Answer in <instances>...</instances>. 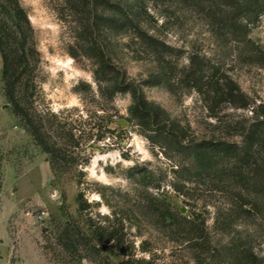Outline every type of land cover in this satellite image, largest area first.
<instances>
[{
	"label": "rangeland",
	"instance_id": "obj_1",
	"mask_svg": "<svg viewBox=\"0 0 264 264\" xmlns=\"http://www.w3.org/2000/svg\"><path fill=\"white\" fill-rule=\"evenodd\" d=\"M85 1L90 7L78 13L64 0H21L41 57L36 105L75 128L79 146L66 153L73 163L54 172L13 115L0 57V264H117L125 256L93 236L94 228L105 225L124 230V252L137 261L230 264L228 250L239 246L264 264V197L248 196L233 181L240 166L233 156H218L208 175L186 147L211 142L250 150V134L264 110V57H258L264 14L244 21L249 34L242 39L218 31L206 6L192 0H140V25L162 44L157 54L133 34L89 27L92 18L109 12L89 10L101 0ZM97 48L114 72H125L145 100L164 112L166 125L159 128L181 132L184 143L157 139L156 132L144 135L128 121L130 92L116 93L111 104L101 98L94 79ZM160 62L168 67L166 81ZM196 67L198 81H187ZM259 133L264 140V131ZM250 152L251 163L263 166L264 147ZM79 192L89 204L83 214ZM248 200L256 207L251 215L244 210L252 205L241 209ZM170 208L190 222L181 221L175 233L160 217ZM68 221L88 238L69 251L56 243Z\"/></svg>",
	"mask_w": 264,
	"mask_h": 264
},
{
	"label": "trees",
	"instance_id": "obj_2",
	"mask_svg": "<svg viewBox=\"0 0 264 264\" xmlns=\"http://www.w3.org/2000/svg\"><path fill=\"white\" fill-rule=\"evenodd\" d=\"M69 9L78 13L88 10L85 0H64ZM95 1V0H94ZM101 0L91 5L95 10L97 6L109 13L106 16H95L92 18L89 27L103 26L109 34L128 35L133 34L134 38L146 48L156 51L160 54L162 44L150 36L140 25L139 17L142 11L138 6L140 0ZM199 5L206 6L205 11L213 20V25L218 31H229L237 38L248 39V25L244 21L250 17L255 22L264 14V0H192ZM88 27V28H89ZM245 32L241 33L240 29ZM96 57V69L94 70V79L101 88V98L111 104L114 96L118 92H130L132 95V105L129 108L128 121L135 123L144 135L155 133V138L170 140L174 139L178 144L184 143V136L175 129L162 128L160 124H165L164 112L148 103L143 95L134 88L133 84L127 80L125 72H114L111 68V60L100 53L99 49L92 50ZM0 57L2 61V78L4 83V95L9 103L13 115L18 119L23 129L33 138L42 151L48 155L51 169L56 172L62 164H70L73 161L67 160V149L78 147L79 144L75 138L74 130L71 124L61 119V116L50 110L40 111L36 105V98L39 91L38 71L41 64V57L38 49V40L36 31L33 28L27 10L21 3V0H0ZM258 57H264V47L260 50ZM163 77L161 81H166L168 67L160 62ZM198 67L191 70L187 75V81H198ZM169 82V81H168ZM229 97H234L233 92L227 90ZM264 109V108H262ZM257 120L260 126L250 134L252 139L250 150L237 149L226 143L202 142L200 144L186 145L191 156L194 157V163L206 174H210L211 167L218 156H233L239 162L234 173L231 175L233 181L246 191L248 196L264 197V165L256 162L251 163L249 156L254 146L263 148L264 140L260 131H264V110H261ZM105 120L102 117V121ZM166 125V124H165ZM260 129V131H259ZM264 136V135H263ZM175 141V142H176ZM263 146V147H262ZM2 153L0 150V194L2 189ZM248 169L243 176L242 170ZM78 185H81L78 182ZM78 212L83 214L89 204L84 199L83 193L79 192L77 197ZM252 205L249 210H244L246 214H252L256 208L255 204L248 200L243 206ZM163 224L177 232V229L184 223H190L174 208L162 211L160 214ZM108 222L111 223L108 217ZM165 219H169L166 222ZM90 221V220H89ZM93 236L101 242L113 243L112 247L125 259L117 264H155L153 261H137L125 254L123 248L125 233L121 229L118 233L113 226H99L94 228ZM88 238L80 231H75L71 221L63 224L57 245L62 249L69 251L76 248L80 243L86 242ZM88 241V240H87ZM90 251H98L96 246L87 245ZM91 247V248H90ZM77 249V248H76ZM92 249V250H91ZM230 264H256L257 256L251 250H244L239 246L230 248ZM91 256V255H90ZM100 256V254H99ZM89 259V258H88ZM111 264V263H110Z\"/></svg>",
	"mask_w": 264,
	"mask_h": 264
}]
</instances>
